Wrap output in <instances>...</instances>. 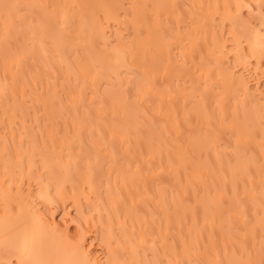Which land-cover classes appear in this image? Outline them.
<instances>
[{"label": "bare ground", "instance_id": "bare-ground-1", "mask_svg": "<svg viewBox=\"0 0 264 264\" xmlns=\"http://www.w3.org/2000/svg\"><path fill=\"white\" fill-rule=\"evenodd\" d=\"M0 264H264V0H0Z\"/></svg>", "mask_w": 264, "mask_h": 264}]
</instances>
